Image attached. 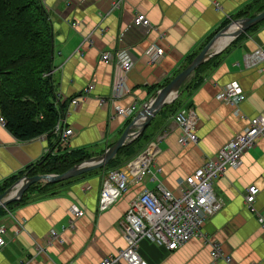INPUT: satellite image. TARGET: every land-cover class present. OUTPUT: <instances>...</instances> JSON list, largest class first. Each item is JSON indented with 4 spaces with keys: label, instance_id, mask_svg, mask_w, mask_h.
<instances>
[{
    "label": "crops",
    "instance_id": "crops-1",
    "mask_svg": "<svg viewBox=\"0 0 264 264\" xmlns=\"http://www.w3.org/2000/svg\"><path fill=\"white\" fill-rule=\"evenodd\" d=\"M43 2L52 24L50 76L59 109L65 110L71 99L80 96L78 106L66 118L73 130L67 149L76 156L86 153L92 157L116 142L151 96L219 30L232 20L255 17L264 7V0ZM115 3L117 8H113ZM138 14L148 20L149 28L134 26ZM256 25L242 33L235 27L234 39L214 57L215 66L204 75L201 85L185 92L182 103L189 104L186 110L195 116L196 143L185 146L180 142L181 130L174 118L179 104L161 110L140 134L145 133L146 138L136 152H153L150 175L137 182L134 170L126 167L127 192L103 212L98 209V201L108 165L60 183L30 186L20 202L0 210V228L4 230L0 264H98L123 249L126 243L119 222L142 191L157 192L160 185L177 194L180 182L240 134L249 119L264 115V62L245 61L247 54L264 52V20ZM89 36L92 45H82ZM226 40V36L218 39L213 48H221ZM153 47L163 51L158 63H152L148 56ZM106 52L114 54L113 63L101 62L100 56ZM123 63L131 64L126 73L121 70ZM232 84L238 85L243 94L237 106L217 100L218 92ZM89 86L93 89L86 91ZM132 104L135 112L117 114L118 108ZM139 132L140 127L131 130L135 133L131 142ZM56 141L54 133L19 141L5 124H0V194L30 171L34 176L61 175L74 168L77 157L54 152ZM48 157L61 163L47 164ZM64 162L74 165L62 170L70 166ZM252 185L258 189L254 205L264 218L262 139L246 151L239 167L228 168L213 183L212 191L222 206L207 218L200 237L175 251L143 239L138 246L140 257L147 264H211V244H216L230 259L216 264H264V227L245 208L246 191ZM72 206L84 215L74 219L70 215ZM51 231L60 240L47 245Z\"/></svg>",
    "mask_w": 264,
    "mask_h": 264
},
{
    "label": "built area",
    "instance_id": "built-area-1",
    "mask_svg": "<svg viewBox=\"0 0 264 264\" xmlns=\"http://www.w3.org/2000/svg\"><path fill=\"white\" fill-rule=\"evenodd\" d=\"M118 3L113 5L117 8ZM133 24L136 28L144 30L149 28L148 20L141 14L135 16ZM91 46L90 36L83 40L82 45ZM152 63H158L163 57L160 48H151L148 52ZM101 62L111 64L115 60L114 54L102 53ZM247 64L264 62V52L256 50L245 56ZM131 68V64L123 63L121 70L126 73ZM117 87H121L117 84ZM89 86L86 91H91ZM118 93V90H116ZM118 96V95H117ZM218 100L231 106H237L243 100L240 87L236 84L224 87L217 96ZM80 101V96L73 98L69 102V107L64 115L58 119L54 134L57 141L54 152L68 150L70 139L73 137V130L67 125V116L74 110ZM105 104V102H100ZM136 111V106L132 104L129 108H118V115H125ZM175 121L180 127V142L182 145L194 144L197 142L195 134L196 119L192 112L182 110L175 116ZM0 124L4 120L0 117ZM264 139V115L251 118L245 129L231 140H229L217 153L203 166L197 169L191 176L186 177L179 184L177 194L158 186L157 192L142 191L139 196L128 207L126 214L119 222V231L126 243V246L119 250L114 256L103 258L98 264H147L139 255L138 246L140 241L147 239L168 251H174L191 239L202 235L205 221L221 209L222 203L218 200L213 191V183L224 174L228 168H237L242 162V157L247 150L252 148L259 140ZM153 152L149 149L143 150L137 157L126 166L130 172L134 170L137 182H141L143 177L150 175L149 167L152 163ZM125 167V168H126ZM125 170H110L106 173L100 191L98 209L103 212L115 204L128 190V174ZM245 208L254 215L257 222L264 227V218L256 210L254 201L258 193L255 186H249L246 191ZM70 215L80 218L84 212L76 206H72ZM3 228H0V245L4 242L2 235ZM58 239V234L51 231L46 244L50 245ZM211 264L218 261L229 262L227 256L221 254L220 248L216 244H211ZM37 252H41L38 249Z\"/></svg>",
    "mask_w": 264,
    "mask_h": 264
},
{
    "label": "trees",
    "instance_id": "trees-1",
    "mask_svg": "<svg viewBox=\"0 0 264 264\" xmlns=\"http://www.w3.org/2000/svg\"><path fill=\"white\" fill-rule=\"evenodd\" d=\"M262 10L264 11V7ZM52 42V24L43 0H0V117L4 120L8 131L19 141H29L54 133L58 119L68 109L62 110L61 107L60 113V104L54 94L50 76L53 68ZM215 60L211 58L199 66L190 83L183 86L179 98L172 105L167 106L174 107L175 104H179L175 115L190 108L189 104L182 103L185 100V92L201 85L204 75H208L214 68ZM191 61L192 59L183 68ZM145 138L146 135L143 133L130 144L121 147L108 164L107 172L125 168L143 151L136 155ZM63 153L65 155L63 157H77L75 164L92 157L86 153L76 156L69 150H63ZM58 163L61 162L48 157L47 164ZM68 164L70 166H65L62 170L74 165V163ZM30 175L34 176L32 171L28 172V176Z\"/></svg>",
    "mask_w": 264,
    "mask_h": 264
},
{
    "label": "water",
    "instance_id": "water-1",
    "mask_svg": "<svg viewBox=\"0 0 264 264\" xmlns=\"http://www.w3.org/2000/svg\"><path fill=\"white\" fill-rule=\"evenodd\" d=\"M263 20L264 11L252 18L245 17L232 20L211 38L206 46L185 68H183L178 74L171 78V80L165 86L161 87L151 96L142 109L132 118L116 142L107 147L101 154L80 162L74 168L61 175L44 174L28 176L27 173L22 178L18 179L14 184H12L4 193L0 194V210L13 202H20L24 193L32 185L37 183L56 184L83 175L85 173L104 168L112 159L115 158L121 147L131 143L132 136L135 137V133H131V130L134 127H140V135L145 130V127L152 118H154L167 106L172 105L179 98V96L182 94L181 91L183 86L190 76H192L195 70L224 50V48L235 37L236 33L233 31L235 27L238 28L242 33L244 30H248L253 25L258 24ZM225 36L228 39V41L226 40L227 43L221 48H213L214 43L218 39H221Z\"/></svg>",
    "mask_w": 264,
    "mask_h": 264
},
{
    "label": "rangeland",
    "instance_id": "rangeland-1",
    "mask_svg": "<svg viewBox=\"0 0 264 264\" xmlns=\"http://www.w3.org/2000/svg\"><path fill=\"white\" fill-rule=\"evenodd\" d=\"M250 120V119H249Z\"/></svg>",
    "mask_w": 264,
    "mask_h": 264
}]
</instances>
